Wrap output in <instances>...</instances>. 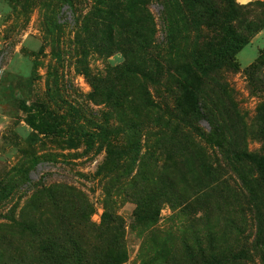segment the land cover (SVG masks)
<instances>
[{
  "label": "rangeland",
  "instance_id": "rangeland-1",
  "mask_svg": "<svg viewBox=\"0 0 264 264\" xmlns=\"http://www.w3.org/2000/svg\"><path fill=\"white\" fill-rule=\"evenodd\" d=\"M220 1L264 21V0ZM163 11L160 0H0V264H117L108 201L125 225L122 264H201L199 242L210 264H264V28L237 22L247 43L194 83L186 67L204 41L182 24L167 33ZM182 85L198 89L203 136L167 109ZM134 140L133 181L109 152ZM218 145L251 159L225 168ZM139 190L159 203L147 225L134 217ZM57 204L84 211L63 218Z\"/></svg>",
  "mask_w": 264,
  "mask_h": 264
},
{
  "label": "trees",
  "instance_id": "trees-1",
  "mask_svg": "<svg viewBox=\"0 0 264 264\" xmlns=\"http://www.w3.org/2000/svg\"><path fill=\"white\" fill-rule=\"evenodd\" d=\"M160 2L164 9L163 19L165 21L167 33L170 31V28L179 30V25L182 24L185 25L187 29L191 28L196 33V40L201 39L204 41L201 46H196L194 48L192 52V61L190 65L186 67L187 75L193 82L194 80L198 82V80L210 70H216L222 65L231 64L233 50H238L247 43L244 37H239L236 34L238 23L244 26L249 32H252V34L264 28L263 20L260 22L247 20L245 15H249V12L232 1H228L225 5H223V2L220 0H160ZM243 10H245V13L242 12ZM186 82H189L188 79ZM167 109L176 114H180L178 116H180L181 120L189 119L194 128L188 130L192 134H197L198 132L203 136L204 133L201 131V123L204 122V107L196 87L189 88L188 85H182L175 99V104L172 108L167 107ZM37 114V112L32 114L33 117L30 120L31 126L39 132L45 133L46 128L40 122L43 114L40 113L39 116ZM99 136L100 135L97 134L89 135V137L92 138L90 140L91 147L95 145L93 142L98 139ZM218 146L221 148V150H219V155L224 161L225 168L231 164L233 159L238 161L251 159V157H248L245 153L237 154L229 152L223 145ZM141 149V143L134 140L127 142L126 145H112L109 152V154L117 156V169H123L126 177L133 181L136 180L139 175V169H136V174H134V168L138 167ZM228 153H232V157H229ZM259 161L258 159L254 160L257 164H259ZM261 164L262 163L259 165L261 166ZM139 192L140 194L134 192L132 194V198H135L134 202L136 203L134 217L138 222L147 225L158 216L157 208H159V203L150 202L151 198H146L147 193L145 190H139ZM143 194H145V196ZM185 204L186 208L194 207L192 203L186 202ZM112 207L113 204L109 201L105 205L102 231L104 233H110L112 240L108 248L110 250H112V248L117 249V264H122L126 258L122 243V232L124 231L125 225L121 216L114 212ZM56 208L63 218H65L66 215L68 216V214H77L84 211V209H77L76 207H73L70 212H66V210L62 211L60 204H57ZM66 229L74 230L72 224H68ZM70 245L72 251L80 248V245L76 242H71ZM200 245L199 242V246H197L199 248L196 252L190 251L191 256L201 264H210L212 260L211 255ZM188 250H190L189 247ZM58 256L62 255L59 253Z\"/></svg>",
  "mask_w": 264,
  "mask_h": 264
}]
</instances>
